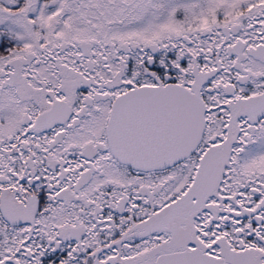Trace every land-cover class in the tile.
<instances>
[{
  "label": "snow or ice",
  "instance_id": "snow-or-ice-1",
  "mask_svg": "<svg viewBox=\"0 0 264 264\" xmlns=\"http://www.w3.org/2000/svg\"><path fill=\"white\" fill-rule=\"evenodd\" d=\"M0 264H264V0H0Z\"/></svg>",
  "mask_w": 264,
  "mask_h": 264
}]
</instances>
